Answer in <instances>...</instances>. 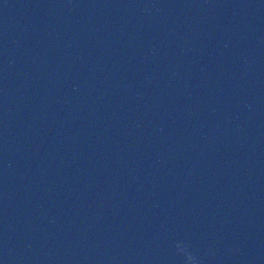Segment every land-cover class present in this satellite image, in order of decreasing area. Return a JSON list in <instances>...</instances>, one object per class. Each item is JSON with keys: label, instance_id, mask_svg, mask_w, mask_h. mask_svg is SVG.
Masks as SVG:
<instances>
[{"label": "water", "instance_id": "water-1", "mask_svg": "<svg viewBox=\"0 0 264 264\" xmlns=\"http://www.w3.org/2000/svg\"><path fill=\"white\" fill-rule=\"evenodd\" d=\"M177 241L264 264V0H0V264Z\"/></svg>", "mask_w": 264, "mask_h": 264}, {"label": "clouds", "instance_id": "clouds-1", "mask_svg": "<svg viewBox=\"0 0 264 264\" xmlns=\"http://www.w3.org/2000/svg\"><path fill=\"white\" fill-rule=\"evenodd\" d=\"M174 247L176 254L183 257V264H203L200 256L191 249L188 243L177 241ZM235 251L239 250L236 249Z\"/></svg>", "mask_w": 264, "mask_h": 264}]
</instances>
